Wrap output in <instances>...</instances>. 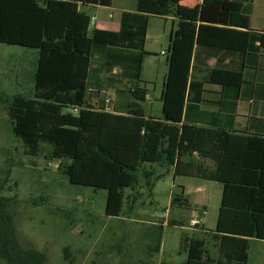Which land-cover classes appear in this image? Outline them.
Listing matches in <instances>:
<instances>
[{
  "label": "trees",
  "instance_id": "trees-1",
  "mask_svg": "<svg viewBox=\"0 0 264 264\" xmlns=\"http://www.w3.org/2000/svg\"><path fill=\"white\" fill-rule=\"evenodd\" d=\"M112 3L0 0V42L38 51L32 96L7 100L14 135L26 154L37 156L47 144L48 159L68 161L71 183L106 189L108 216H120L125 202L137 203L141 178L150 194L171 170L222 183L218 255L209 254L204 240L183 237L184 264H248L250 239L264 240V136L197 125L191 110L203 112L206 82L239 86L245 81L246 54L264 48V31L242 29V12L227 11L226 0H203L197 20L174 22L162 117L147 116L141 104L147 92L139 83L150 18L176 15L179 0H138L135 11L122 12L119 30H91V16L81 7ZM233 54L239 61L225 64ZM95 56L101 58L97 67ZM212 57L217 65L206 79L194 76ZM120 85L131 101L114 111L90 103L91 92L124 90ZM204 158L212 159L215 169L203 167ZM126 188L133 192L126 195ZM7 200L0 196V255L10 264H46L44 252L20 244ZM171 204L191 208L183 192H174Z\"/></svg>",
  "mask_w": 264,
  "mask_h": 264
},
{
  "label": "rangeland",
  "instance_id": "rangeland-1",
  "mask_svg": "<svg viewBox=\"0 0 264 264\" xmlns=\"http://www.w3.org/2000/svg\"><path fill=\"white\" fill-rule=\"evenodd\" d=\"M137 2L113 0L111 7L95 5L86 12L97 17L96 23L105 22L107 28L116 30L121 23V9L134 11ZM161 18H150L148 54L139 83L150 98L141 103L143 108L160 117L173 25V20ZM164 25L167 35L160 38ZM37 60L36 49L0 42V196L8 199L6 209L22 247L44 252L46 264H184L188 254L182 248L183 237L205 238L207 242L209 237L201 226H193L190 208L172 207V196L178 186H187L193 198L204 197L203 189L199 192L196 188L208 182L198 177L175 176L171 170L156 182L150 194L141 178L137 203L131 206L125 202L120 216H108L106 189L71 183L68 161L48 159L47 144L42 145L37 156L26 154L12 131L7 100L17 94L32 96ZM100 63L101 58L95 56L93 67ZM115 71L121 73L120 68ZM120 87L124 90H108L116 97L114 107L128 99L124 86ZM93 95L91 92L89 98ZM132 192L130 188L125 190L126 195ZM209 208L207 227L213 230L218 209L215 203ZM166 211V220L176 218L179 223L161 228ZM0 264L10 263L0 255ZM248 264H264L263 240H251Z\"/></svg>",
  "mask_w": 264,
  "mask_h": 264
},
{
  "label": "crops",
  "instance_id": "crops-1",
  "mask_svg": "<svg viewBox=\"0 0 264 264\" xmlns=\"http://www.w3.org/2000/svg\"><path fill=\"white\" fill-rule=\"evenodd\" d=\"M202 1L203 0H179V4L177 6V14L174 16L161 18L163 20H170V19L173 20V25L169 37L168 50L170 47L171 34L174 29L175 23L178 22L179 20H197L199 16V8ZM226 1L228 3V5L226 6L227 11H231L233 9L242 12V17L245 24V27L242 29L264 31V0H226ZM90 6H93L95 8V5L91 4L87 6H82L81 9L89 16L94 17V15L86 12V9L90 8ZM124 11H131V10L122 8L121 13ZM105 25H106L105 22L100 21L96 23L95 21L93 24H91V30H94L95 28L114 30L107 28ZM119 29L120 26L118 29L114 31H117ZM149 31H150V25L148 28L146 44L149 39ZM162 31L163 33L159 35L160 38H162V36L167 35L166 25H164ZM258 44L259 43H257V45ZM245 58H246L245 59L246 67L244 69L245 81L242 82L239 86L233 84L222 85V84L210 83V82L205 83L206 90L203 94V101L200 103V109L203 110V112L201 113L197 109L191 110V117L193 120L196 121L194 123L211 129H226L228 131H233L237 133H241V132H245L249 134L257 133L264 136V48H259V49L252 48L250 51H248ZM238 61L239 58L237 54H233L226 57L224 63L235 64ZM207 63L208 64L206 67L198 65L197 68L195 69L194 76H196L199 79L205 80L208 71L216 67L217 58L212 57L208 60ZM93 94L94 95L90 98V103L95 107L105 106L104 95H100L97 93H93ZM107 94H110L111 96L113 95L112 97L115 100L116 97L114 96V94H112L111 91H108ZM127 97L128 99H130V95L128 93H127ZM146 98L147 100H150L149 96H147ZM146 115L160 117L153 115V113L151 112L150 114L146 112ZM200 162L203 163V167H205L206 169L212 170L215 169L216 167L215 162L210 158L200 159ZM172 172H174V170H172ZM180 176H185V175H180ZM190 177H198V176H190ZM198 178L204 179L202 177H198ZM204 180L208 183L200 184L196 188L199 190V192L202 191L200 189H203V191L205 192L204 197L197 195L196 197L193 198L191 196V193L188 192L187 186H178L177 192H183L184 196L191 203L190 209L193 212L192 213L193 217H195L196 210L206 211L205 224L201 227L202 230L208 234L209 241L207 242L205 238L202 240L205 241L206 248L209 254L212 257H217L219 242L215 236L216 233L215 229L217 226L219 210L221 206L223 184L214 180H209V179H204ZM215 185L221 186L219 187L221 189H218ZM211 203H215V206H217L218 209L216 226L215 229L213 230L207 227V217L209 216L208 215L210 211L209 205ZM170 220H175L177 222L179 221L176 218L167 219L164 225L167 224L168 221ZM193 226L197 228L200 227L194 225V223ZM253 239L255 238H251L250 242Z\"/></svg>",
  "mask_w": 264,
  "mask_h": 264
},
{
  "label": "built area",
  "instance_id": "built-area-1",
  "mask_svg": "<svg viewBox=\"0 0 264 264\" xmlns=\"http://www.w3.org/2000/svg\"><path fill=\"white\" fill-rule=\"evenodd\" d=\"M97 17H91V24H93L96 21ZM165 54V52H163ZM108 92V91H107ZM107 92H104L101 95H104L105 99V109L107 111H114V104H113V97L110 94H107ZM205 215L206 211L205 210H198L195 211V217H194V225L196 226H203L205 224ZM166 216H167V211L163 213V219L164 221L162 224L165 223L166 221Z\"/></svg>",
  "mask_w": 264,
  "mask_h": 264
}]
</instances>
